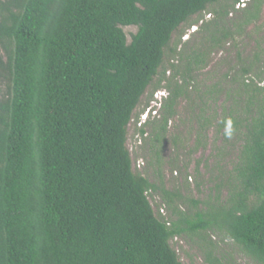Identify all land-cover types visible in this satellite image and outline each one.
<instances>
[{
	"label": "trees",
	"instance_id": "obj_1",
	"mask_svg": "<svg viewBox=\"0 0 264 264\" xmlns=\"http://www.w3.org/2000/svg\"><path fill=\"white\" fill-rule=\"evenodd\" d=\"M263 8L264 0H0V264H183L176 238L205 264H238L221 250L226 241L264 264V35L255 37ZM193 28L197 45H174ZM229 48L239 64L226 90L201 91L199 76ZM151 88L167 94L161 121L150 124L153 177L134 168L127 145ZM221 91L233 102L219 120L199 107L196 138L216 127L238 152L230 168L217 162L214 188L195 199L187 165L164 162L168 126L180 101L207 107ZM170 138L177 148L182 134Z\"/></svg>",
	"mask_w": 264,
	"mask_h": 264
},
{
	"label": "rangeland",
	"instance_id": "obj_2",
	"mask_svg": "<svg viewBox=\"0 0 264 264\" xmlns=\"http://www.w3.org/2000/svg\"><path fill=\"white\" fill-rule=\"evenodd\" d=\"M262 19L264 20V8L262 13ZM185 27L181 30L184 31ZM186 30V29H185ZM196 28H193L191 31L187 32V36L183 37L181 40L180 33L176 34L173 38V43L179 42V49H182L183 42H191L190 46L197 45L200 41V37H193L192 34L195 32ZM129 32H135L134 28L127 29ZM252 33V32H251ZM257 35V36H256ZM255 37H260L264 35V28L257 33ZM253 46L250 43V46L241 50V52L246 54H252ZM236 49L229 48L225 52H221L215 56H213V60L206 71H203L199 76V81L202 85L199 86L201 91H205L204 86L206 84L214 85L221 84L226 90L227 88V80L226 75L229 72L234 71L238 66V59ZM167 64V59H166ZM169 77L170 74L168 73ZM165 86V83L162 84ZM221 91L218 95L213 98L212 104H206L207 107L202 106V104H197L193 100V105L185 100L180 101L178 106L176 107V117L173 120H170L168 126V136L167 143L165 144V152L163 155L164 162H172L175 158L179 156V167L184 170V165H187V172L189 175V182L192 184V195L195 199H202L208 196L210 193V189L214 188V176L217 174L215 170V166L217 162H221L225 164V168H230L231 160L236 158L238 147L232 148L231 146H227L223 141V136L219 135L216 132V127H213L207 132V139L204 141V137L200 140L196 138L198 134V124L196 122L195 116H197L200 108H207L209 114L213 115L217 112V120L221 118V109L224 105L231 104V98H228L227 92ZM166 91L164 88H161L159 91L154 92L153 88L149 89L146 93L145 97L142 100L141 106L137 109L134 121L129 126L128 130V148L132 155L134 168L138 169L141 172L148 170V175L153 177V171L148 168V164L152 159V147L150 145V137L152 136V126L150 125L152 122L159 123L162 119V115L160 112L162 106V100L166 96ZM234 94H232L233 96ZM158 113V115H157ZM159 116V117H158ZM157 117V118H156ZM136 119H139V124H136ZM149 121V126H145V122ZM138 127H137V126ZM145 126V135L143 138L138 133V129ZM178 129V132L176 130ZM177 133L182 134V141L177 145V148L173 147L174 141H172V135ZM200 141V143H199ZM206 146V148H204ZM199 147V151L195 152ZM219 150H224L226 155L222 156ZM192 151H194L192 153ZM202 161L200 168V176L198 177L197 182H201L200 192L196 189L195 182V169L197 165V161ZM207 163V164H206ZM230 163V164H229ZM207 166H206V165ZM175 176L177 175L174 174ZM165 182L169 187L173 186L172 182V174L168 166L164 169ZM179 177V182L181 183L185 175H177ZM152 204L155 210L161 209L160 212L165 217L169 216L168 210L162 204L161 200L154 196L152 199ZM172 246L176 249L181 261L183 264H191L190 256L193 257L195 264H205L203 257L200 255L198 250L192 245V243L186 238H176L172 242ZM221 250L225 254H232L235 256L236 262L238 264H254L250 259L245 257L240 250L232 244L230 241H226V243L221 245Z\"/></svg>",
	"mask_w": 264,
	"mask_h": 264
}]
</instances>
